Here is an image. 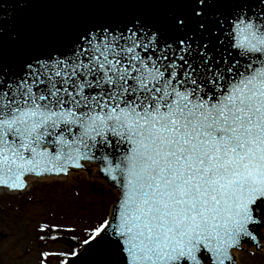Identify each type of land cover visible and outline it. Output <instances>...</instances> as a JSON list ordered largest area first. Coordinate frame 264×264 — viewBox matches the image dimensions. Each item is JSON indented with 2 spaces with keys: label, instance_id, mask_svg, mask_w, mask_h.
I'll list each match as a JSON object with an SVG mask.
<instances>
[{
  "label": "snow or ice",
  "instance_id": "1",
  "mask_svg": "<svg viewBox=\"0 0 264 264\" xmlns=\"http://www.w3.org/2000/svg\"><path fill=\"white\" fill-rule=\"evenodd\" d=\"M29 7L0 24V189L92 166L116 193L60 264L264 251V0Z\"/></svg>",
  "mask_w": 264,
  "mask_h": 264
},
{
  "label": "rangeland",
  "instance_id": "2",
  "mask_svg": "<svg viewBox=\"0 0 264 264\" xmlns=\"http://www.w3.org/2000/svg\"><path fill=\"white\" fill-rule=\"evenodd\" d=\"M89 168L69 178L34 180L19 193L0 189V264H41L37 243L41 226L51 224L66 234L84 236L106 217L115 191ZM45 247L54 253L69 249L62 237ZM59 257L50 261L59 264ZM239 262L264 264V251L239 253Z\"/></svg>",
  "mask_w": 264,
  "mask_h": 264
},
{
  "label": "water",
  "instance_id": "3",
  "mask_svg": "<svg viewBox=\"0 0 264 264\" xmlns=\"http://www.w3.org/2000/svg\"><path fill=\"white\" fill-rule=\"evenodd\" d=\"M31 3L32 0H0V24H11L14 22H19L20 20L26 18L27 14L33 11V9L29 7ZM77 173L85 174L86 171ZM100 175L103 177L102 174ZM104 179L106 180V178ZM74 259L75 257L72 260Z\"/></svg>",
  "mask_w": 264,
  "mask_h": 264
},
{
  "label": "bare ground",
  "instance_id": "4",
  "mask_svg": "<svg viewBox=\"0 0 264 264\" xmlns=\"http://www.w3.org/2000/svg\"><path fill=\"white\" fill-rule=\"evenodd\" d=\"M92 167V166H91ZM90 169V168H89ZM92 170H94V171H96L95 170V167H92ZM74 172H72L71 174H73ZM70 175V174H69ZM69 175L67 176L68 178H69ZM54 178H57V179H63V178H66V177H64V176H61V177H49V178H35V179H32V180H30L29 182H28V185H27V187H26V189L29 187V186H31L32 185V182L34 181V180H43V179H54ZM236 260H238L239 261V256H238V254H237V256H236Z\"/></svg>",
  "mask_w": 264,
  "mask_h": 264
},
{
  "label": "trees",
  "instance_id": "5",
  "mask_svg": "<svg viewBox=\"0 0 264 264\" xmlns=\"http://www.w3.org/2000/svg\"><path fill=\"white\" fill-rule=\"evenodd\" d=\"M70 243V242H69ZM72 246V245H71Z\"/></svg>",
  "mask_w": 264,
  "mask_h": 264
}]
</instances>
